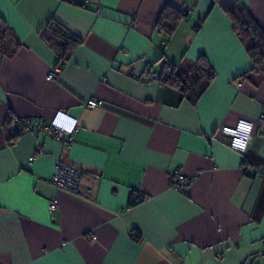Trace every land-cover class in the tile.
<instances>
[{
  "label": "crops",
  "instance_id": "obj_1",
  "mask_svg": "<svg viewBox=\"0 0 264 264\" xmlns=\"http://www.w3.org/2000/svg\"><path fill=\"white\" fill-rule=\"evenodd\" d=\"M236 2L264 30V0ZM166 4L190 10L169 37L155 26ZM0 19L13 34L0 52V264H264V179L252 176L264 167V76L236 80L252 62L219 6L0 0ZM50 20L81 40L57 80L46 79L57 57L39 36ZM200 55L215 75L194 103L146 74ZM91 98L101 104L85 108ZM58 110L77 125L69 148L7 132L9 117ZM238 119L254 123L241 155L220 134ZM59 156L81 171L79 194L49 182ZM173 169L198 178L177 192ZM130 192L143 196L132 207Z\"/></svg>",
  "mask_w": 264,
  "mask_h": 264
},
{
  "label": "trees",
  "instance_id": "obj_2",
  "mask_svg": "<svg viewBox=\"0 0 264 264\" xmlns=\"http://www.w3.org/2000/svg\"><path fill=\"white\" fill-rule=\"evenodd\" d=\"M74 2L76 3V1ZM212 4L219 6L228 16L232 30L238 34L244 45L245 52L252 62L250 70L239 75L236 80L245 78L252 73L260 74L263 77L264 30L254 22L253 18L236 2V0H212ZM185 16H187V14L183 13L182 10H177L171 5L166 4L159 13L155 26L158 31L163 32L169 37L177 28L180 20ZM197 26H199V23ZM39 36L56 54L57 59L55 67L59 68H62L71 51L81 43L80 38L69 32L55 20H50L42 27L39 30ZM11 39H13L11 29L0 19L1 53L10 54L7 43ZM157 73L158 77L155 80H157L160 85L178 90L184 98L192 103L204 93L215 75L208 60L203 55L198 56L193 63L184 59H181L178 63H172L165 59L162 61L160 70ZM146 74L150 79L152 73L149 68L146 69ZM10 120V117L6 120V129L9 133L8 124ZM14 137L16 136L11 135V138ZM142 198V194L130 192L128 207L138 204Z\"/></svg>",
  "mask_w": 264,
  "mask_h": 264
},
{
  "label": "built area",
  "instance_id": "obj_3",
  "mask_svg": "<svg viewBox=\"0 0 264 264\" xmlns=\"http://www.w3.org/2000/svg\"><path fill=\"white\" fill-rule=\"evenodd\" d=\"M74 2L77 0H68ZM85 3V2H84ZM79 2V4L84 5ZM183 13H190L188 7L182 9ZM134 26V23H131ZM60 72L59 67L52 68L46 75L47 80H57ZM158 73H152L150 79H156ZM101 104L100 100L88 99L83 103L85 108H96ZM259 125H264V112L258 116ZM8 129L14 136L23 133H29L34 136L44 135L47 138L57 141L62 147L69 148L73 144L74 135L77 131V125L74 120L69 118L62 110H58L51 119L32 118L18 119L11 118ZM254 123L246 119H238L233 126H223L220 128V134L225 138L228 148L238 154H244L250 144ZM264 131V127L262 128ZM41 147L37 146L36 151L28 158L30 163L36 156L43 155ZM198 174L186 176L178 169H173L168 172L170 186L177 192L184 193L192 182L198 178ZM252 176H257L264 179V167H252ZM82 173L79 169L66 164L59 156L54 161V171L49 177V182L56 188L67 190L73 194H79L81 188ZM57 199L50 198L47 202V211L49 214L57 210Z\"/></svg>",
  "mask_w": 264,
  "mask_h": 264
}]
</instances>
